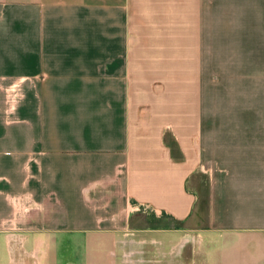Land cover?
Masks as SVG:
<instances>
[{"label":"crops","instance_id":"0c3cea01","mask_svg":"<svg viewBox=\"0 0 264 264\" xmlns=\"http://www.w3.org/2000/svg\"><path fill=\"white\" fill-rule=\"evenodd\" d=\"M0 264H264V0H0Z\"/></svg>","mask_w":264,"mask_h":264},{"label":"built area","instance_id":"2783aa9c","mask_svg":"<svg viewBox=\"0 0 264 264\" xmlns=\"http://www.w3.org/2000/svg\"><path fill=\"white\" fill-rule=\"evenodd\" d=\"M19 97L20 82H12L4 88V111L6 114L12 113ZM28 206L27 203H24V212Z\"/></svg>","mask_w":264,"mask_h":264}]
</instances>
